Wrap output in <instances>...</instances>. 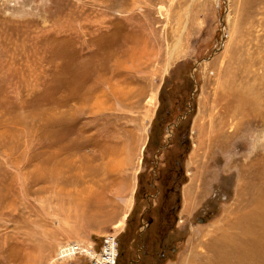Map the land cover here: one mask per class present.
Listing matches in <instances>:
<instances>
[{
	"label": "rangeland",
	"instance_id": "obj_1",
	"mask_svg": "<svg viewBox=\"0 0 264 264\" xmlns=\"http://www.w3.org/2000/svg\"><path fill=\"white\" fill-rule=\"evenodd\" d=\"M262 213L264 0H0V264H229Z\"/></svg>",
	"mask_w": 264,
	"mask_h": 264
},
{
	"label": "bare ground",
	"instance_id": "obj_2",
	"mask_svg": "<svg viewBox=\"0 0 264 264\" xmlns=\"http://www.w3.org/2000/svg\"><path fill=\"white\" fill-rule=\"evenodd\" d=\"M63 180V179H62ZM83 206V205H82ZM85 206V205H84ZM241 218V217H240ZM243 218V217H242ZM249 219V218H247ZM241 220V219H240ZM243 222H245V220H241ZM247 224L249 225V227H259L262 231H264V214L262 213V215H258V217L255 215L251 216V218L249 219V221L247 222ZM123 226V222H120V224L117 225V227L121 228ZM243 232H246V230L248 229L245 225V227H242L241 228ZM241 231V232H242ZM248 231V230H247ZM248 232H253V231H248ZM230 236L229 235L228 237L226 236V238L228 240H231L230 239ZM256 236V235H255ZM254 236V237H255ZM222 238V236H221ZM253 238V237H252ZM257 238V236H256ZM263 239L262 241V244H264V237H261ZM222 240H224V238H222ZM225 242V240H224ZM228 242V241H226ZM224 244V243H223ZM260 246V245H259ZM230 247V246H229ZM234 247V246H233ZM88 248H90V246H88ZM88 248H85L83 249L84 253H86L87 255L93 257V259H95V262L99 263V264H112V263H115V259H114V255H115V250H114V245H110L107 249H105V254L103 255L104 257H102L103 259L100 261L98 258H96V254L95 253H90L89 250L88 252L86 251ZM236 248V247H235ZM241 248V247H240ZM239 248V249H240ZM244 250V249H243ZM247 250V249H246ZM262 251H264V249L260 248V249H256L254 250V252H249L248 251H237L235 256L237 258L236 262L234 263H229V264H252V261H255L257 258L260 257V255H262ZM72 256V254L70 252H67V253H64L62 254L61 258H63L64 260V257L63 256ZM230 258V257H229ZM92 259V261H93ZM62 260V259H61Z\"/></svg>",
	"mask_w": 264,
	"mask_h": 264
},
{
	"label": "built area",
	"instance_id": "obj_3",
	"mask_svg": "<svg viewBox=\"0 0 264 264\" xmlns=\"http://www.w3.org/2000/svg\"><path fill=\"white\" fill-rule=\"evenodd\" d=\"M114 242L115 241L112 238H110V237L109 238L107 237V238L103 239L102 250H101L99 255L96 254V258H98L99 260L100 259L102 260L103 259L102 257H104L103 255L105 254V252H104L105 249H107L110 245H113ZM79 248L80 247L77 246L76 244H69V245L65 246L63 249H66L71 254L72 253L75 254V253H78L80 251ZM114 259L116 261V254L114 255ZM91 262H92V264H99V263L95 262V259H93V261H91ZM112 264H115V263H112Z\"/></svg>",
	"mask_w": 264,
	"mask_h": 264
}]
</instances>
